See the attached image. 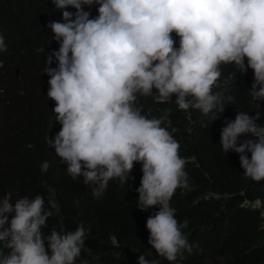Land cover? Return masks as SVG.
Returning a JSON list of instances; mask_svg holds the SVG:
<instances>
[{"label":"clouds","instance_id":"1","mask_svg":"<svg viewBox=\"0 0 264 264\" xmlns=\"http://www.w3.org/2000/svg\"><path fill=\"white\" fill-rule=\"evenodd\" d=\"M51 2L63 22L47 26L59 49L48 56L43 72L50 77L47 98L55 102L52 111L61 130L54 140L46 136L45 141L67 165V174L82 177L95 198L102 197L112 179L123 186L140 163L137 207L159 208L146 221L148 243L173 264L191 249L183 232L189 221L176 219L170 201L177 189L189 188L185 168L194 157H181L179 142L162 126L171 109L160 118H149L137 98L155 90L160 103L175 96L178 110L198 109L218 120L225 103L235 102L234 96L225 95L235 73L222 85L221 67L235 65L242 74L253 71L248 94L252 102L264 101V0ZM94 4L98 15L93 18L84 7ZM69 7L74 14L66 10ZM5 40L0 30V52L7 51ZM53 58L56 68L50 67ZM259 119V111L254 116L238 112L233 121H225L220 140L223 152L238 154L244 176L256 183L264 181V127L256 123ZM244 135L255 139L240 143ZM240 195L245 197L242 206H261L259 199L253 203L243 191ZM47 204L46 209L41 194L14 203L11 192L0 197V264H76L90 228L81 223L66 232L61 222L58 230L45 235L46 221L60 212L51 197ZM111 241L119 246L115 236ZM138 264L159 261L140 255Z\"/></svg>","mask_w":264,"mask_h":264},{"label":"trees","instance_id":"2","mask_svg":"<svg viewBox=\"0 0 264 264\" xmlns=\"http://www.w3.org/2000/svg\"><path fill=\"white\" fill-rule=\"evenodd\" d=\"M97 8L94 4L84 10L94 18ZM66 10L76 11L71 7ZM52 21L63 22L51 0H0V30L8 37L7 51L0 52V197L11 192L14 203L41 194L46 209L51 197L60 212L46 221L42 229L45 235L58 230L61 222L66 232H74L81 223L90 228L76 264H138L140 255L170 264L148 243L146 221L159 208L141 211L137 207L140 163L134 165L123 186L118 178L112 179L102 197L95 198L82 177L73 179L67 174V165L45 141L46 136L54 140L61 130L52 111L55 102L47 98L50 77L43 72L48 56L59 49L47 27ZM172 35L179 47V37ZM40 48L44 53L37 51ZM57 64L53 58L50 67ZM221 71L222 85L230 73H235L230 92L225 93L234 96L235 102L225 103L224 113L217 112L218 120L198 109L187 113L178 110L175 96L171 102L160 103L155 90L151 96H138L136 101L149 118H160L171 109L162 126L179 142L181 157H194L185 168L189 188L177 189L170 201L176 219L189 221L183 232L191 249L173 264H264V181L256 183L246 178L239 155L224 153L220 144L225 121H233L240 111L252 116L259 111L256 123L264 127V101L252 102L248 94L254 83L251 69L242 74L235 65H223ZM249 139L255 138L244 135L239 142ZM247 155L250 159L251 154ZM242 191L253 203L259 199L261 206H242ZM113 236L119 246L112 243Z\"/></svg>","mask_w":264,"mask_h":264}]
</instances>
